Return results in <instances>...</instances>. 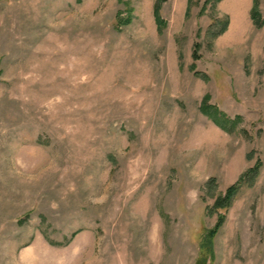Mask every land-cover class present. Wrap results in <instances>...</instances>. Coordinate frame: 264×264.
<instances>
[{
	"label": "rangeland",
	"instance_id": "374dc122",
	"mask_svg": "<svg viewBox=\"0 0 264 264\" xmlns=\"http://www.w3.org/2000/svg\"><path fill=\"white\" fill-rule=\"evenodd\" d=\"M204 1L0 0V264H264V25Z\"/></svg>",
	"mask_w": 264,
	"mask_h": 264
},
{
	"label": "trees",
	"instance_id": "16d2710c",
	"mask_svg": "<svg viewBox=\"0 0 264 264\" xmlns=\"http://www.w3.org/2000/svg\"><path fill=\"white\" fill-rule=\"evenodd\" d=\"M165 1L166 0H157V2L155 3V6H154V13H155L156 19L161 24H162V19L160 18V10H161V5ZM220 1H222V0H205L204 3H205V5H207L209 3L217 4ZM251 19L253 21H255V23L257 24V26L259 28L264 25V19H262L261 11H260L259 5H258V0H254L252 11H251ZM219 24L222 25L224 28V26H226L228 24V20H226L222 23H219ZM223 31H224V29H223ZM221 32L222 31H220L219 34ZM198 46H199V44H196L195 56H197V57H199L198 50H197ZM258 174H259V165L245 171L237 183L230 185L229 188L226 190V193L224 195H220L215 200V204H214L215 208L217 210L229 208V206H231V203L233 202L235 196L238 194L239 189L242 187V185L245 182H253L257 178ZM217 220L218 221H217L216 225L214 226V228H212L211 230L208 231V244L213 243V239L216 237L217 232L224 225V223L226 221L224 213L219 212V216H218ZM74 235H75V233H74ZM74 235L72 236V238L74 237Z\"/></svg>",
	"mask_w": 264,
	"mask_h": 264
}]
</instances>
